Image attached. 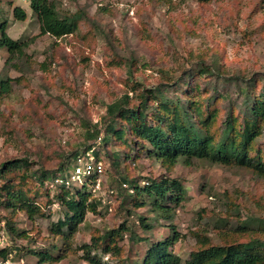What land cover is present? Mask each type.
<instances>
[{
    "label": "rangeland",
    "instance_id": "374dc122",
    "mask_svg": "<svg viewBox=\"0 0 264 264\" xmlns=\"http://www.w3.org/2000/svg\"><path fill=\"white\" fill-rule=\"evenodd\" d=\"M55 1L62 14L84 13L73 35L55 38L39 34V18L31 11L29 0H0V21H7L9 36L19 41L33 39L23 59L8 62V53L0 48V76L17 79L9 93L0 97V160L26 156L35 163L55 166L64 154L91 142L85 140L87 123L100 124L102 131L106 104L129 90L130 78L144 87L158 85L172 96L168 83L187 77L188 72L195 75L204 67L211 74L196 75L198 82L210 92L216 87L217 92L229 93L238 101L236 85L229 78L264 76V0ZM15 6L25 10L24 20L14 19ZM229 101L227 96L219 100L221 117ZM258 143L264 146V131ZM101 153L106 183L116 186L118 175ZM126 171L139 180L165 174L182 182L185 197L177 205L170 203L172 220L156 218L145 194L138 201L147 204L127 215L126 208L132 205H120L123 197L119 195L115 211L86 216L72 247L89 242L95 230L103 233L125 222L132 227L135 239L130 240L125 232L118 243L122 255L106 254L102 259L112 264H137L149 242L169 233L171 222L181 234L172 250L185 264L197 245L196 234L221 243V237H240L237 227L249 217H264V178L249 169L197 160L190 166L179 162L166 172L144 153L126 162L121 155L119 175ZM61 211L52 204L46 209L48 215L34 219L18 212L16 226L28 235L18 238L3 233V217L8 213L0 208V233L6 238L3 245L11 251L5 258L0 255V264H36L37 257L26 249H50L52 244L61 247V240L48 229ZM139 215L152 224L151 231H144ZM51 251L57 253L56 248ZM81 255L82 250L77 249L58 262L42 264H88Z\"/></svg>",
    "mask_w": 264,
    "mask_h": 264
},
{
    "label": "trees",
    "instance_id": "16d2710c",
    "mask_svg": "<svg viewBox=\"0 0 264 264\" xmlns=\"http://www.w3.org/2000/svg\"><path fill=\"white\" fill-rule=\"evenodd\" d=\"M29 5L39 18V34L55 38L73 35L84 19L81 11L62 14L55 0H29ZM13 15L16 20L26 18L25 10L18 6L13 8ZM7 26L5 19L0 21V48L8 53L7 61L27 57L26 47L33 39H13L7 32ZM128 72L131 73L130 68ZM209 74L211 71L208 68L200 67L195 75L188 72L187 77L168 83L166 87L174 91L172 96L158 85L144 87L141 82L128 79L129 90L106 104L102 116L103 132L100 124L87 123L85 140L91 142L64 154L55 166L44 161L35 163L26 156L0 160V208L8 213L3 217V233L18 238L28 237L25 230L17 228L14 216L23 212L30 219L43 217L48 215L46 209L50 205L57 204L62 214L49 224L48 229L61 240L62 246L51 245L57 253L44 247L26 249V253L37 257L36 264L58 262L77 249L82 250L81 257L88 264H112L103 261V256H121L122 247L118 243L124 233H129L130 240L135 239L132 227L125 222L103 233L95 230L89 242L72 247L73 237L86 216L102 214L103 208L99 207L97 200L91 199L85 187L54 183L57 177H64L68 173L80 151L92 146L97 158H102L103 151L118 175L114 187L116 196L123 197L120 205H132L126 208L127 215L147 204L146 201H138L139 196L145 194L156 218L171 221L174 208L170 203L177 205L185 197L186 188L179 179L165 174L143 180L130 177L128 171L119 175L121 155L126 162L128 159L137 160L145 153L157 160L166 172L179 162L190 166L194 161L205 160L212 164L246 168L264 178V146L258 143L264 131V76L229 78L231 83H235L240 96L235 101L229 93H219L216 87L210 92L198 82L197 76ZM14 80L17 79L0 76V97L9 93ZM224 96L230 101L221 117L218 103ZM142 181L147 184H142ZM122 182H126L132 191L123 188ZM138 218L144 231L152 230L153 226L145 216L139 215ZM168 227L169 233L164 238L148 243L137 264H182L181 257L172 250V245L180 239L181 234L173 223H168ZM237 231L240 237L231 240L221 237V243H213L206 235L196 234L197 245L185 264H264V217H249L237 227ZM137 238L141 240L144 237ZM6 246L0 249L3 258L11 252ZM19 249L15 247V250Z\"/></svg>",
    "mask_w": 264,
    "mask_h": 264
},
{
    "label": "built area",
    "instance_id": "2783aa9c",
    "mask_svg": "<svg viewBox=\"0 0 264 264\" xmlns=\"http://www.w3.org/2000/svg\"><path fill=\"white\" fill-rule=\"evenodd\" d=\"M94 148L92 146L85 151H80L71 163L68 173L64 177H57L54 183L68 187H85L91 194V199L99 202V207L103 208V212L110 213L113 211L115 204L116 188L106 183L107 168L105 162L102 158L95 156L93 153ZM141 183L147 184L146 181ZM121 186L129 192L132 191V188L126 182H122ZM99 216L100 214L97 217ZM5 241V236L0 233V245L3 246ZM7 263L8 261L4 264Z\"/></svg>",
    "mask_w": 264,
    "mask_h": 264
}]
</instances>
